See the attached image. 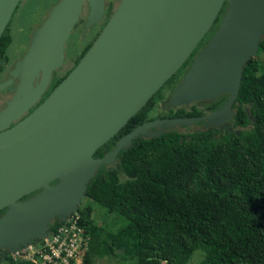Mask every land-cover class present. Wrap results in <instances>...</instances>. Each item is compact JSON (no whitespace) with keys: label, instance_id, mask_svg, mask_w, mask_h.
Wrapping results in <instances>:
<instances>
[{"label":"water","instance_id":"1","mask_svg":"<svg viewBox=\"0 0 264 264\" xmlns=\"http://www.w3.org/2000/svg\"><path fill=\"white\" fill-rule=\"evenodd\" d=\"M19 2L0 0V37ZM224 2L227 7L217 29L190 60L168 105H188L222 94H227L226 101L201 116L144 122L95 157L94 152L190 56ZM84 3L88 6L84 31L101 21L105 0H58L32 30L22 58L0 82L2 89L17 80L12 97L0 110L1 251L13 252L45 238L54 219L66 220L77 210L98 168L114 166L118 152L135 137L152 138L201 121V130L229 122L243 66L264 38V0H119L75 66L18 120L63 63L65 43ZM248 118L253 121L249 114ZM13 121L17 122L10 125ZM35 190V195L22 199Z\"/></svg>","mask_w":264,"mask_h":264},{"label":"trees","instance_id":"2","mask_svg":"<svg viewBox=\"0 0 264 264\" xmlns=\"http://www.w3.org/2000/svg\"><path fill=\"white\" fill-rule=\"evenodd\" d=\"M226 7L224 2L190 56L125 126L94 152L95 157L111 150L118 137L154 112L164 93L180 80L190 60L217 29ZM111 9L109 4L106 16ZM10 23L11 18L0 37V75L8 62ZM98 33L78 41L81 47L73 66ZM71 39L70 34L68 44H75ZM72 67L63 74L54 73L50 90ZM226 98L227 94H222L206 101L205 106L214 109ZM192 107L193 112H186L182 106L175 115H199L197 107ZM233 110L235 128L220 136L213 129L137 136L118 152L114 166L98 168L80 202L86 199L88 203L79 204L76 210L79 224L90 234L83 264L91 263L92 252L113 253L116 236L135 242V264H188L195 251L200 254L197 264H264V38L256 55L243 66ZM90 202L126 223L116 233L109 231L104 221L92 218ZM62 222L54 219L49 230ZM0 264L32 263L13 261L6 254L0 256Z\"/></svg>","mask_w":264,"mask_h":264},{"label":"rangeland","instance_id":"3","mask_svg":"<svg viewBox=\"0 0 264 264\" xmlns=\"http://www.w3.org/2000/svg\"><path fill=\"white\" fill-rule=\"evenodd\" d=\"M57 0H20L16 10L12 14L10 23V35L12 37L11 43L6 50V54L9 59V63H13L18 57L17 55L23 53L29 43L30 33L36 28L47 15V5L49 3H55ZM116 1L114 5L116 6ZM87 11L82 14V20L79 21L77 27L71 32V42L75 44H68V50L70 57L80 49L81 44L78 41H82V31L85 30ZM86 37V35H85ZM75 45V48H74ZM262 59V56H260ZM71 59V58H70ZM6 97L0 96V105L2 106L3 100ZM158 112L157 109L154 110ZM88 203L86 199H83L81 204ZM92 206V218L94 221H104V226L114 233L117 229L124 225L126 221L121 218L114 217L111 214H106L105 210L99 207L96 203L90 202ZM80 204V205H81ZM79 205V206H80ZM120 220V221H119ZM115 250L113 253L106 251H96L90 254V264H135L134 254L136 251V244L131 240L116 236ZM200 259V254L195 251L188 264H197Z\"/></svg>","mask_w":264,"mask_h":264},{"label":"flooded vegetation","instance_id":"4","mask_svg":"<svg viewBox=\"0 0 264 264\" xmlns=\"http://www.w3.org/2000/svg\"><path fill=\"white\" fill-rule=\"evenodd\" d=\"M115 1L117 2L116 3V6L114 5V3H115ZM52 4H54V3H49L48 5H47V7H48V9L50 8V6L52 5ZM109 4L111 5V7H112V9H111V11L108 13V15L106 16V12H107V7L109 6ZM119 4V0H105V7H104V13H103V18H102V20L101 21H99L94 27H92V28H90V29H88V30H86V31H82V36H81V39H82V41H85V39L87 38V36L91 33V34H94L95 32H99L100 33V31H101V29L103 28V26L105 25V23L108 21V19L110 18V16H111V14H112V12L114 11V9L117 7V5ZM48 9H47V14H48ZM87 11V15H88V6H87V3H84V5H83V8H82V11H81V13H80V15H79V19H78V21L76 22V24L74 25V27H73V30L77 27V25H78V23H79V21L80 20H82V14L84 13V11ZM47 16V15H46ZM45 16V17H46ZM45 19V18H44ZM43 19V20H44ZM42 20V21H43ZM86 20H87V16H86ZM86 22V21H85ZM42 23V22H41ZM40 23V24H41ZM39 24V25H40ZM38 25V26H39ZM35 29V28H34ZM73 33V32H72ZM98 33V34H99ZM85 35H86V37H85ZM30 37H31V33H30ZM69 39V38H68ZM68 41V40H67ZM82 41H80V43L82 42ZM29 42H30V38H29ZM93 42V41H92ZM28 45H29V43H28ZM28 45H27V47H24L25 48V50H24V52L23 53H20V54H18L17 55V59L14 61V62H16L17 60H19V59H21L22 58V56H23V54L25 53V51L27 50V48H28ZM68 47H69V45H68V42H66L65 43V54H64V59H63V63L58 67V68H56L55 70H53V72H52V76H51V79H50V82H49V85H48V87H47V89L43 92V94L40 96V98L36 101V103L35 104H33L32 105V107L24 114V115H22L18 120H20V119H22L24 116H26L33 108H35L50 92H51V90L55 87H53L51 90H50V86H51V82H52V78H53V75H54V73L55 72H59V73H64V71H66V70H68L70 67H72L73 66V60H74V57H76V55L78 54V51L79 50H77L75 53H74V55L73 56H69L70 55V52L71 51H69L68 50ZM75 48V47H74ZM194 57V56H193ZM71 58V59H70ZM13 62V63H14ZM13 63H9V59H8V62H7V64H6V66H5V69L3 70V72L1 73V75H0V82H3L5 79H6V76H7V73H8V71H9V69L12 67V65H13ZM75 66V65H74ZM73 66V67H74ZM72 67V68H73ZM71 68V69H72ZM70 69V70H71ZM36 81H38V79H36L35 81H34V83L36 82ZM17 82V80L16 79H14L13 80V83L11 84V85H7L6 87H4V88H2V89H0V96H4V97H6L4 100H3V105L1 106L0 105V110L5 106V101L6 100H8V99H10L11 97H12V95H13V92L11 91V88L13 87V85L15 84ZM178 83V82H177ZM176 83V84H177ZM176 84L174 85V87L173 88H170V89H168L165 93H164V96L159 100V102H158V104L156 105V109L158 110V112L157 113H155V112H153V113H151L148 117H147V119H145L144 121H142L141 123H138L137 125H140V124H142V123H144V122H147V121H150V120H153V119H156V118H170V117H181L182 115H175L176 114V112H175V110H177L178 108H180V107H182V106H184L185 107V111L186 112H193V107L192 106H195V107H197V109H198V112H200V114L199 115H197V116H201V115H204V114H206V113H209L210 111H212V110H214V109H217L219 106H221V105H219V106H217L216 108H214V109H209V108H207L206 106H205V103H206V101H209V100H202V101H198V102H192V103H190V104H188V105H182V106H177V107H173V106H169L168 105V100H169V96H170V92L175 88V86H176ZM227 99V98H226ZM226 101V100H225ZM171 109H174V112H170V110ZM232 110H233V106H232ZM234 111V110H233ZM172 114V115H171ZM17 120V121H18ZM17 121H13L10 125H13L14 123H16ZM203 123H204V121H201V122H196V123H194V124H192V125H190V126H176V128L174 129V130H177V131H179L180 133H182V134H184V133H188V132H191V131H195V130H201V126H203ZM137 125H135V126H137ZM134 126V127H135ZM235 128V124H234V122H233V116H232V118H231V120L229 121V122H227V123H224V124H222V125H219V126H216V127H214V128H208V129H213L214 131H215V134H216V136H220V135H222L223 133H225V132H229V131H231V130H233ZM235 130H237V129H235ZM126 134V133H125ZM124 135V134H123ZM122 136V135H121ZM120 136V137H121ZM120 137H118V138H120ZM117 138V139H118ZM116 139V140H117ZM108 152V151H107ZM106 153V152H105ZM104 153V154H105ZM56 182V180L55 181H52L51 183H55ZM37 193V190H35V191H33V192H31L30 194H28V195H26V196H24L22 199H26V198H28V197H31V196H33V195H35ZM3 211L4 210H1V213H3ZM8 252L6 251H1L0 250V256H1V258L3 257V256H5L6 254H7Z\"/></svg>","mask_w":264,"mask_h":264},{"label":"built area","instance_id":"5","mask_svg":"<svg viewBox=\"0 0 264 264\" xmlns=\"http://www.w3.org/2000/svg\"><path fill=\"white\" fill-rule=\"evenodd\" d=\"M79 220L80 214L75 211L49 230L45 238L36 239L7 254L13 261L32 264H83L90 245V234L79 224Z\"/></svg>","mask_w":264,"mask_h":264}]
</instances>
